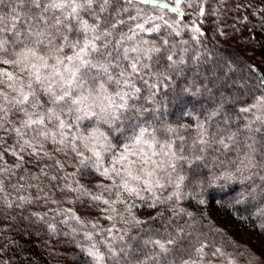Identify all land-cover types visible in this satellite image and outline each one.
Wrapping results in <instances>:
<instances>
[{
    "label": "snow or ice",
    "instance_id": "1",
    "mask_svg": "<svg viewBox=\"0 0 264 264\" xmlns=\"http://www.w3.org/2000/svg\"><path fill=\"white\" fill-rule=\"evenodd\" d=\"M136 2L0 0V64L11 65L16 69L15 72L0 69V84L8 89H0V129L14 132L17 137L19 152L11 153L20 161L15 167L20 168L25 162L20 153L26 148L33 153L43 150L44 156L49 158L51 154L44 150L45 144H51L55 153L70 151L79 164L77 172L72 175H79L91 183L94 170L112 182L111 188L102 181H97L95 187L109 193L118 189L115 200L104 199L102 195H91V200L102 201L109 206L104 209L105 212L111 211L121 217L123 214L114 207L124 203L121 193L144 200L146 197L142 193L150 192L152 203L149 207H154L173 197L182 198L181 189L184 186L212 185L235 180L231 171L217 173L212 170L209 175L201 167L206 150L213 143L227 149L229 143L235 141V133L216 140L203 124L197 123L198 138L193 141L192 148L198 149L201 155L188 159L184 155L187 142L184 136L178 134L181 128L187 129L188 125L153 128L149 131L148 126L133 123L145 111L135 104L142 93V87H138L137 83L152 89L154 97L160 85L171 79V76L155 71L165 61L162 47H157L154 41L144 39L141 35L159 32V24L146 25L163 18H143L139 8L135 10L136 15H132L130 9ZM138 2L151 4L156 3V0ZM174 3L176 7L171 10L179 11L180 0H174ZM160 6L168 7L166 3ZM141 20L143 22H139ZM125 27L127 31H123ZM195 31L199 32V29ZM163 44L167 45L168 41L165 39ZM166 61L168 69H175L184 63L183 59L174 60L172 54L167 55ZM150 78H154L156 83H150ZM252 109H264V96L257 97L255 103L239 111L247 113ZM255 119L264 125V117L256 116ZM245 127L251 128V123ZM158 131L173 134L174 139L159 144L156 139ZM255 131L261 129L256 128ZM129 132L131 135H126ZM113 134H118L115 141L111 138ZM28 136L30 138L26 139ZM121 137L128 142L123 143ZM225 140L229 143H225ZM3 142V137H0V143ZM35 145H39V148ZM121 147L122 150L118 151ZM249 147L255 151L254 147ZM3 155L4 152H0V159H3ZM158 155L169 159L158 162L153 159ZM106 162L110 166H104ZM185 163L189 165L187 169L183 167ZM56 164L63 168L59 160ZM203 167H207V164L203 163ZM7 171L10 169H0V172ZM236 171H241L240 167ZM77 184L79 188L75 191H80L82 196L90 195L85 185L79 181ZM3 185L4 180L0 179V191H3ZM169 185L174 190L162 201L156 191ZM19 199L28 201L24 196ZM7 203L8 207H12L11 201ZM132 207L134 205L125 211L131 212ZM68 211L71 212V209ZM71 218L79 220L75 213H72ZM106 218L111 220L114 217ZM134 223L139 225L144 221L134 218ZM49 228L55 231L53 225H49ZM107 231L111 234L112 229ZM86 238L91 240V234H86ZM117 239L124 240L125 236L113 237V241ZM176 240L177 237L163 242L147 239L143 244L154 245L160 249L161 254H167L172 250L169 246L175 245ZM107 247L109 258L120 264L119 253L125 252V249L120 248L117 252L113 250L112 244ZM86 251L93 257L95 264H102L104 256L95 243ZM197 252L202 253L203 246ZM219 252L220 249H216L213 255ZM0 264L6 262L0 261ZM184 264L189 262L185 261Z\"/></svg>",
    "mask_w": 264,
    "mask_h": 264
},
{
    "label": "trees",
    "instance_id": "2",
    "mask_svg": "<svg viewBox=\"0 0 264 264\" xmlns=\"http://www.w3.org/2000/svg\"><path fill=\"white\" fill-rule=\"evenodd\" d=\"M200 1L205 5L206 0ZM237 3L234 14L241 16V19L234 21L228 17L229 27L226 33L217 28L216 22L212 24L211 16L206 21L196 18L199 23V33L196 35L190 33L182 36V31L169 26L167 33H152L150 38L159 40L161 45L157 47H162L165 57L164 63L155 71L163 72L171 76V79L160 85L154 97L152 89L137 83L138 87H142V93L135 104L145 111L142 116L133 120V123L148 126L149 131L153 128L188 125L187 129L181 128L178 133L187 142L184 155L188 159L201 155L198 149L192 148L193 141L198 138L197 123L203 124L209 134H214L216 140L235 133L234 142L225 140V143H229L227 149L213 143L204 153L205 160L201 165L202 171L209 175L212 170L217 173L231 171L235 180L212 185H187L181 189L182 198L173 197L154 207H149L152 203L150 192L142 193L146 197L144 200L121 193L124 203L116 204L115 208L123 215L121 217L115 213V217H121L127 222L125 227L113 230L106 241H103V237L93 239V243L108 258L102 264H117L116 260L109 258L108 244H112L113 250L117 252L120 248L125 249V252L119 253L120 264H184L185 261L193 264L202 256L211 257L216 249H220V252L213 256L218 258L233 253L237 250L235 245L239 246L240 242L234 240L218 218L213 216L209 209L212 205L223 207L264 240V125L256 121L255 117L239 111L257 97L264 96V0H239ZM137 8L142 10L143 18L150 15L146 12L161 14L162 11L170 17L176 15L169 8L156 3L141 4L138 0L130 9L132 15H136ZM179 17L185 20L188 15ZM231 22L238 25L237 29H242L243 26L247 33H251L250 37H243L235 48L230 46L228 40L236 31L235 26H230ZM165 24L161 21L163 30L167 26ZM123 31H127V27ZM141 35L144 38V33ZM216 37L220 38V43L215 41ZM165 39L168 41L167 45L163 44ZM247 48L251 49L252 62L244 59ZM169 54L176 61L183 59L184 63L175 69H168L166 57ZM149 82L156 83L154 78H150ZM213 112L216 115H212ZM249 123L251 128L245 127ZM256 128L261 131H255ZM116 135L118 134L111 137L114 141ZM156 139L159 144H163L165 140L174 139V136L158 131ZM121 141L128 142L124 137H121ZM4 146L9 148L6 144ZM12 160L6 162L5 168L10 171L4 175L3 191H0V261H5L6 264H95L93 257H88L83 252V231L73 227L74 222H68L63 212L54 209L42 211L41 204L19 199L21 196L17 191L22 187L21 184L20 188L14 187L15 182H25L32 187L40 186L42 191L48 190L47 195L56 194L59 187L51 179L53 172L47 169L42 171L25 162L20 168H16L15 165L20 161ZM203 163L207 167H203ZM183 167L187 169L189 165L185 163ZM237 167L241 171L237 172ZM169 186L168 191L158 195L162 201L174 190ZM40 190L37 193L42 192ZM117 191L118 189H113L110 197H116ZM8 201L12 202V207H8ZM139 204L147 206L144 207L147 212L144 216L130 217L125 209L133 205L136 208ZM134 218L143 220L144 223L137 225ZM49 225H53L55 231ZM121 235L125 236L124 240L113 241V237ZM174 237H177L176 244L169 246L172 250L167 254H161L160 249L154 245L143 244L147 239L163 242ZM202 246L203 252L198 253L197 249ZM261 256L264 259V255Z\"/></svg>",
    "mask_w": 264,
    "mask_h": 264
},
{
    "label": "rangeland",
    "instance_id": "3",
    "mask_svg": "<svg viewBox=\"0 0 264 264\" xmlns=\"http://www.w3.org/2000/svg\"><path fill=\"white\" fill-rule=\"evenodd\" d=\"M237 2H239V0H206L205 5H203L204 2H201L200 0H180L179 11H174L176 13L175 17L167 16L162 11L161 14H156L155 12H146L147 14H150L148 16L163 18L162 20L156 19L154 21H150L149 25H146V27L155 26L156 24H159L162 27L161 21L164 23L166 21L165 25L167 26L165 27V29L163 30L162 28H160V31L155 33H167L170 30L169 27H171L176 28L178 31H182L184 33L182 36H188L190 33L196 35L199 33L195 31V29L199 28L198 19L196 18H199V21L201 19H203V21H206L208 19V16H211L212 24L216 22L218 24L217 28H221L223 30V33H226L227 28L229 27V24H227L228 17L232 18V20L234 19V21L236 19H238L237 21L241 19V16H235L234 14V9H236L234 7H237ZM163 3H166L168 5L167 8H169L170 10L176 7L174 0H156V4L158 6ZM201 9H203V14H201ZM182 15H188V18L185 20L179 19V16ZM230 26L236 27V31L232 35H230L228 39L230 42V46H232L233 48H235V45L238 44L240 40L243 39V37L251 36V33H247V31L243 29V26L242 29H237L238 25L236 26L235 23L232 22L230 23ZM144 35V39L154 41L156 46L161 45L159 43V40L157 41L153 38H150L153 36L152 33H144ZM219 40L220 38L216 37L215 41L219 42ZM252 56L253 55L251 54V49L247 48V53L246 55H244V59L252 62ZM0 69H6L7 71L12 72L16 71V69L11 65L0 64ZM0 89L8 91L4 84H0ZM255 101L256 100L252 101L245 107L250 106L251 104L255 103ZM246 114L250 117L264 116V109H252ZM12 119H15V117H12ZM85 123L87 124V121H85ZM0 137H3L4 140L3 143H0V149H2L0 152H4L3 159H0V162H2L1 165L3 166V168H5L7 161H11L12 159L13 162L16 161L17 157L13 156L11 153L12 151L19 152V148L17 142H15V140L17 141V137L14 132L8 133L5 130L0 129ZM5 137L10 139H4ZM25 138L28 139L30 138V136ZM4 144H6L9 148L5 147ZM35 146L39 148V145ZM5 149H7L6 152L4 151ZM52 149L53 146L51 144H45L44 150L50 152L51 158L44 156L43 150L33 153L31 149L27 148L23 153H20V155H23L25 163L29 164L30 166L33 165L39 169H47L49 172H53V175L57 177V179L53 180V183H57L59 187L57 188L58 191L56 192V194L47 195L48 190L42 191L40 186L32 187L25 182H15L14 186H19L20 188L21 184V186L23 187L20 188V191H17L19 196H26L28 200L41 204L40 209H42V211L48 209H54L55 211L60 210L61 212H63L65 216L64 218H66L68 222H74L73 227L76 226V228L80 229V231H83L81 233L83 242L85 243V245H82V248H84L83 252L88 257H91L88 255L86 249L89 245L91 246L94 238L99 240L103 237L105 238L103 239V241H106L107 237L109 236V232L107 231V229L111 228L113 231L117 228L123 227L127 222L121 219V217H115L116 215L114 212H105L104 209L108 208L109 206L103 204L102 201L91 200V195H102L104 199H108L110 201L115 200L116 197H110L109 192H104L102 188L95 187V183L97 181H102L110 188L112 186L111 180L99 176L97 173H95L94 170L91 173V183L85 181L79 175H72L73 173L77 172V169L79 167L78 160L74 158V154L70 151L66 153H55L52 151ZM119 150H122V147ZM157 151H159V144H157ZM153 159L160 162L168 160L169 157L158 155L156 157H153ZM57 160H59L60 163L63 164V168H60L56 164ZM104 166L107 167L110 166V164L106 162ZM7 173L8 171L0 172V179L4 180V175H6ZM162 174L163 173H161V175ZM77 181H79L80 184L85 185V189H87L90 195L82 196L80 191H75V189L79 188ZM169 187L170 186L166 187L163 190H157L156 195H162L164 191L169 190ZM39 190L42 192L37 193ZM30 193H32L33 195H30ZM139 205L140 206H136V208L133 207V209H131V212H129L130 217H137L139 215L144 216V213L147 212L144 207L146 208L147 206L143 207L141 204ZM115 206L116 205H114V207ZM69 209H71V212L68 211ZM209 209L210 212L213 213V216L218 218V221L220 222L222 227L229 232V235L232 236L234 240L240 242V244L239 246L234 244L237 250L233 251V253L224 255L221 258L213 255L211 257L202 256L199 260L194 261L193 264H229V262H231V264H264V259L261 256L262 254L264 255V240L261 239L260 236H256V234H254L250 227H247L236 217L226 212L223 207H220L219 205H212L209 207ZM72 213H75V216L78 217L79 220L71 218ZM107 216H113L114 218L109 220L106 218ZM93 225H95V227ZM86 234H91L92 239H87ZM99 251L101 252V250ZM101 254L104 256V260L107 261L108 258L104 255V253L101 252Z\"/></svg>",
    "mask_w": 264,
    "mask_h": 264
}]
</instances>
